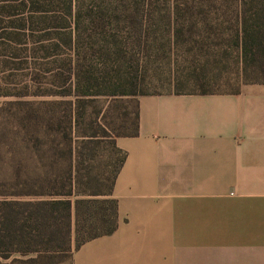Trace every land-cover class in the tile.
I'll use <instances>...</instances> for the list:
<instances>
[{"label":"rangeland","instance_id":"1","mask_svg":"<svg viewBox=\"0 0 264 264\" xmlns=\"http://www.w3.org/2000/svg\"><path fill=\"white\" fill-rule=\"evenodd\" d=\"M21 1L0 0L5 15L0 22V91L23 93L0 95V105L16 98L31 101L29 105L36 108L38 119L31 131L43 141L50 130L58 143V183L64 133H71L76 162L80 160L83 174L77 178V191L105 193L111 185L114 167L122 155L113 139L131 132L136 118L134 94L121 91L131 89L132 81H136L137 89L147 92L201 88L232 91L242 83L262 79L264 74L255 69L256 62L254 69L251 65L243 69L238 47L231 38L230 45L222 42L227 22H221V8L203 5L206 20L219 29L217 35H209L216 43L203 44L187 38L184 19L174 17L172 5L177 0H36L26 5ZM132 7L137 9L134 19L142 20L140 39L139 27L129 21ZM233 8L230 3V13ZM9 11L13 14L7 15ZM202 24L198 20L195 29ZM176 25L180 28L174 38L172 29ZM69 67L73 74L66 81L63 75ZM50 71L57 75L52 76ZM69 84L72 94L53 92ZM85 86L97 93L80 96ZM8 110H0V177L15 167L16 158L30 153L13 144L25 136L17 116L22 109L13 105ZM93 130L98 134L95 139L82 138ZM6 136L8 142L12 141V149L5 143ZM44 147L42 143L38 156ZM34 168L43 171L41 159ZM22 257L19 250H14L10 257H2L3 264H23L26 261Z\"/></svg>","mask_w":264,"mask_h":264},{"label":"crops","instance_id":"2","mask_svg":"<svg viewBox=\"0 0 264 264\" xmlns=\"http://www.w3.org/2000/svg\"><path fill=\"white\" fill-rule=\"evenodd\" d=\"M133 96L115 229L23 264H264V83Z\"/></svg>","mask_w":264,"mask_h":264},{"label":"trees","instance_id":"3","mask_svg":"<svg viewBox=\"0 0 264 264\" xmlns=\"http://www.w3.org/2000/svg\"><path fill=\"white\" fill-rule=\"evenodd\" d=\"M34 1L36 0H22L21 2L26 5L28 2L32 4ZM69 2L68 6L71 10V3ZM230 3L234 7L233 13H230ZM203 5L214 9H222L219 13L222 16L221 22H227L225 26L227 33L222 37V42L230 45L231 38V42L238 47L242 68L245 69L247 65H251L252 68L253 62H256L255 69L264 73V0L175 1L172 5L173 15L175 18L180 16L181 19H184L185 23L182 21V24L185 25V30L188 33L187 38L194 43L208 44L216 43V41L209 38V35H217L219 29L206 20L208 14L203 9ZM90 8L91 11L93 7ZM134 8L130 11L129 21L135 27H139L137 38L140 39L142 20L134 19L137 14V9L134 10ZM96 9L97 12H101L98 8ZM9 12L7 15L13 14L11 11ZM68 12L71 13V11ZM138 14L141 16V12L138 11ZM4 16L1 9L0 22L4 20ZM21 18L23 22L26 21L25 16ZM230 19L232 20L231 25ZM198 20L202 21L203 24L201 28L195 29ZM179 28L177 25L173 27L174 38L177 37ZM195 34L200 37H195ZM68 39L71 42V32L68 34ZM71 68L69 67L68 73L63 75L66 81L73 74ZM50 73L52 76L57 75V72L54 71H50ZM247 82L264 83V74L262 79ZM136 86L137 83L134 80L131 89L121 91L131 94L147 92L137 89ZM85 87L86 89L80 92V96L97 93V91H92L90 87ZM236 90L237 88L232 91ZM173 91L178 92L179 90ZM195 91L211 92L212 90L201 88ZM53 92L62 95L72 94L71 84ZM4 94L20 95L23 93L0 91V95ZM70 102L71 99L68 100V103ZM30 103L31 101L27 99L16 98L5 100L0 105V110L4 108L11 110L13 105L22 109L21 114L17 116L19 126L26 130L25 136H20V143L17 142L18 138L13 141V144L19 150L22 148L30 152L16 158L15 167L0 177V256L3 258L10 257L14 250H19L21 255L30 253L68 254L72 248L78 247L83 241L109 233L117 225V202L110 194L115 175L122 164L124 153L116 146L117 150L122 152V155L114 167L111 185L105 193L89 189L77 191V178L80 179L83 174L80 173V160L76 162V146L72 135L66 131L62 141V155L64 152L65 155L60 156L63 166L62 173L59 176L61 181L58 183L57 174L55 173L57 164L55 155L58 143L50 130L43 141L31 131L30 128L36 126L38 119L37 110L29 105ZM135 117L132 131L118 135L137 134V112ZM49 128L53 129L51 121H49ZM97 136V132L93 130L90 133L83 134L82 138L91 140ZM5 143L10 149L14 147L12 141L8 142L7 136ZM42 143H44L45 149L43 148L42 155L39 154L38 156ZM40 159L44 167L43 171L34 168L37 166V162H40ZM72 240L74 244L71 246ZM49 246L54 248H47ZM21 260L30 262L34 259L28 257Z\"/></svg>","mask_w":264,"mask_h":264}]
</instances>
